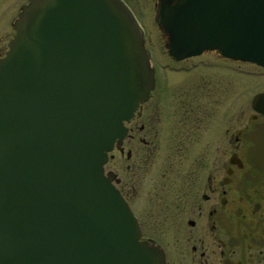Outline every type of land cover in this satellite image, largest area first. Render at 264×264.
Masks as SVG:
<instances>
[{
	"label": "water",
	"instance_id": "water-1",
	"mask_svg": "<svg viewBox=\"0 0 264 264\" xmlns=\"http://www.w3.org/2000/svg\"><path fill=\"white\" fill-rule=\"evenodd\" d=\"M178 59L264 67V0H157ZM0 56V264H162L103 163L153 84L123 0H27ZM259 93L254 97H261Z\"/></svg>",
	"mask_w": 264,
	"mask_h": 264
},
{
	"label": "flooded vegetation",
	"instance_id": "flooded-vegetation-1",
	"mask_svg": "<svg viewBox=\"0 0 264 264\" xmlns=\"http://www.w3.org/2000/svg\"><path fill=\"white\" fill-rule=\"evenodd\" d=\"M24 1L0 5V56ZM164 56L149 51L152 87L103 171L162 264H264V67L215 49Z\"/></svg>",
	"mask_w": 264,
	"mask_h": 264
},
{
	"label": "rangeland",
	"instance_id": "rangeland-1",
	"mask_svg": "<svg viewBox=\"0 0 264 264\" xmlns=\"http://www.w3.org/2000/svg\"><path fill=\"white\" fill-rule=\"evenodd\" d=\"M21 0H0V5H12L15 6L16 3ZM125 3L128 2L130 9L133 14L136 16L143 34L145 35V46L149 51L156 55V57L165 61L166 57L164 56L165 46L163 45V37L161 31L157 27L155 22V5L156 0H123ZM127 1V2H126ZM128 5V6H129ZM16 10V8H15ZM14 13L15 12H11ZM167 72V71H166ZM245 78L237 73L233 74V94H235L243 85H245ZM253 83V81H251Z\"/></svg>",
	"mask_w": 264,
	"mask_h": 264
}]
</instances>
